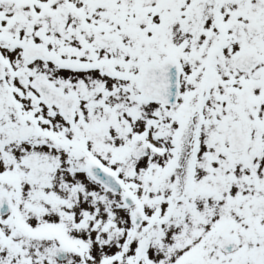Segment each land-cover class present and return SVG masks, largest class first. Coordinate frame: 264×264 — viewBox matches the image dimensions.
I'll return each mask as SVG.
<instances>
[{
  "label": "snow or ice",
  "instance_id": "snow-or-ice-1",
  "mask_svg": "<svg viewBox=\"0 0 264 264\" xmlns=\"http://www.w3.org/2000/svg\"><path fill=\"white\" fill-rule=\"evenodd\" d=\"M0 264H264V0H0Z\"/></svg>",
  "mask_w": 264,
  "mask_h": 264
}]
</instances>
